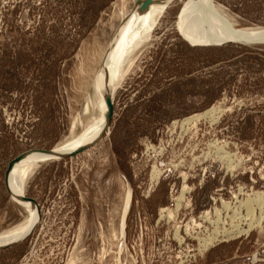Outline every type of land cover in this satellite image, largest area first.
Listing matches in <instances>:
<instances>
[{
    "label": "rangeland",
    "instance_id": "obj_1",
    "mask_svg": "<svg viewBox=\"0 0 264 264\" xmlns=\"http://www.w3.org/2000/svg\"><path fill=\"white\" fill-rule=\"evenodd\" d=\"M185 1L131 50L101 138L28 176L39 213L0 246V264H264V46L190 44ZM215 1L235 28L264 26V0ZM145 4L0 0V232L26 216L7 162L79 132L74 149L105 126L106 102L88 119L82 101Z\"/></svg>",
    "mask_w": 264,
    "mask_h": 264
},
{
    "label": "bare ground",
    "instance_id": "obj_2",
    "mask_svg": "<svg viewBox=\"0 0 264 264\" xmlns=\"http://www.w3.org/2000/svg\"><path fill=\"white\" fill-rule=\"evenodd\" d=\"M170 2H172V0H149L146 3L145 8H142V10L139 12L137 15L138 18L131 27L128 36L120 47L116 57L104 71L103 76L98 81L90 95H86L82 101L83 104L81 105V108L85 114H88V119H90V116L93 112H95L98 105L100 107L106 102V95L108 93L111 94L115 87L119 84L131 61L129 60L131 50L138 46L142 39L149 34V31L154 26L157 18ZM177 25L180 32L179 34H181L183 39L192 45H221L230 42L247 45L264 43V26L255 25L246 26L243 28H235L234 23L225 13L222 6L219 5L215 0H186L183 3L180 12L178 13ZM215 108L216 107L213 106L203 113L189 116V118L185 120H197L200 116L205 114L208 115V113L214 111ZM78 121L80 122V120ZM103 128L101 130H103ZM78 134L79 132L75 135H72V137L69 139L58 143L54 149L51 148V154L30 152L12 165L8 174L10 195L13 199H16L17 203L21 207L25 209L26 216L24 217L23 221L15 227H11V229L7 228L8 230L5 229L6 231L3 230V232H0V246L10 244L23 238L24 234L33 226L35 222V219L38 215L35 205L22 199L21 197L24 195L22 194V188L24 187L28 176L32 173L34 168L41 162L59 159V157L62 155L77 150L96 137L95 136L92 138L89 142H87L88 138H85L80 145L73 149V142ZM33 159L35 160L33 161ZM15 186H18L21 193L16 189ZM260 197H257L258 202L264 208V202L260 199ZM26 205H28V208H30L33 213V219L29 222V209L26 207ZM246 205L247 210L250 211V203ZM207 245L208 242L204 240L200 243L199 249H204Z\"/></svg>",
    "mask_w": 264,
    "mask_h": 264
},
{
    "label": "water",
    "instance_id": "obj_3",
    "mask_svg": "<svg viewBox=\"0 0 264 264\" xmlns=\"http://www.w3.org/2000/svg\"><path fill=\"white\" fill-rule=\"evenodd\" d=\"M137 2V3H140L141 0H134V2ZM146 3L149 1V0H144ZM146 4L145 5H142L141 7L142 8H145ZM121 25V22H119L118 26L115 28V30L113 31L110 39H109V42H108V45L107 47L109 46V44L112 42L114 36H115V33L117 32V29L118 27ZM231 44H240V45H243V46H264V43L263 44H255V45H247V44H242V43H234V42H230ZM229 43V44H230ZM107 51V50H106ZM107 53V52H106ZM113 96H114V92L112 94L108 93L106 95V106H107V110H106V124H105V127L103 128V130L100 131V133L94 138L92 139L89 143L83 145L82 147L78 148L77 150H74L72 152H69L67 154H64L62 155L61 157L63 156H73V155H76L78 153H81L83 152L84 150H86L88 147H90L91 145H93L97 140H99L101 138V136L106 132V130L108 129L109 127V124H110V120L112 118V113H113ZM30 152H38V153H42V154H51L52 153V149L51 148H48V149H45V148H31L29 150H26L24 152H21L20 154L16 155L15 157H13L12 159H10L8 162H7V165H6V168H5V172H4V183H5V186H6V189L7 191L10 193V190H9V184H8V174H9V171L12 167V165L16 162V161H19L20 159H22L26 154L30 153ZM59 157V158H61ZM22 199L32 203L35 205L36 207V211L37 213H39V210H38V204L36 202V200L30 196H26L25 194V191H24V195L21 196ZM35 227V225H34ZM33 227V228H34ZM32 228V229H33ZM31 229V230H32ZM30 230V231H31ZM8 245V244H6ZM6 245H3V246H6ZM1 246V247H3Z\"/></svg>",
    "mask_w": 264,
    "mask_h": 264
}]
</instances>
